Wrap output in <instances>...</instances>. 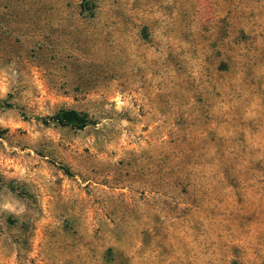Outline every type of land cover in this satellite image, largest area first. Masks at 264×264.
Masks as SVG:
<instances>
[{
	"label": "rangeland",
	"instance_id": "rangeland-1",
	"mask_svg": "<svg viewBox=\"0 0 264 264\" xmlns=\"http://www.w3.org/2000/svg\"><path fill=\"white\" fill-rule=\"evenodd\" d=\"M0 264H264V0H0Z\"/></svg>",
	"mask_w": 264,
	"mask_h": 264
},
{
	"label": "trees",
	"instance_id": "trees-1",
	"mask_svg": "<svg viewBox=\"0 0 264 264\" xmlns=\"http://www.w3.org/2000/svg\"><path fill=\"white\" fill-rule=\"evenodd\" d=\"M51 121L63 127L82 129L87 124L84 114L74 110L61 111L50 118Z\"/></svg>",
	"mask_w": 264,
	"mask_h": 264
}]
</instances>
